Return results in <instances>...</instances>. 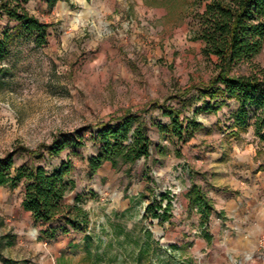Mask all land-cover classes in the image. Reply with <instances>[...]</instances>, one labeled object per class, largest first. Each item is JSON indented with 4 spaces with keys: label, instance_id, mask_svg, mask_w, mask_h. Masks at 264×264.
<instances>
[{
    "label": "rangeland",
    "instance_id": "374dc122",
    "mask_svg": "<svg viewBox=\"0 0 264 264\" xmlns=\"http://www.w3.org/2000/svg\"><path fill=\"white\" fill-rule=\"evenodd\" d=\"M141 1H115L106 12L100 1L58 0L50 8L45 0H32L26 11L49 25L43 46L0 14V38L3 32L10 37L0 61V157L20 150L15 165L31 166L34 157L25 150H36L43 157L33 164L49 172L71 161L68 180L75 188L65 202L74 204L79 196L90 219L86 232L44 237L43 230L57 225L31 222L19 204L22 185L0 187L6 264H239L242 242L250 243L245 251L254 250L258 239L240 241L233 234L226 239L224 230L232 228H219L216 221L210 239L204 238L199 215L185 196L192 183L212 199L238 191L247 180L264 187V141L253 127L233 128L238 104L228 101L217 113H205L196 90L183 94L208 81L217 61L205 58L203 42L194 39V15L207 0ZM256 63L264 68V49ZM169 109L179 111L182 122L194 118L201 125L185 145L173 133L160 132L170 124ZM126 111L139 113L147 126L149 159L138 161L129 176L125 167L115 170L106 162L89 177L87 160L99 152L92 126ZM78 137H83L79 148L57 156L46 150ZM148 179L155 183L150 184L154 195ZM163 195L168 196L163 205L172 204L168 221L147 211Z\"/></svg>",
    "mask_w": 264,
    "mask_h": 264
},
{
    "label": "trees",
    "instance_id": "16d2710c",
    "mask_svg": "<svg viewBox=\"0 0 264 264\" xmlns=\"http://www.w3.org/2000/svg\"><path fill=\"white\" fill-rule=\"evenodd\" d=\"M32 0H15L13 7L0 2V14L17 21L24 32L35 39L39 46L47 44L49 25L30 15L25 6ZM58 0H48L53 8ZM197 29L195 40L203 42L202 54L205 58L216 57L213 62V74L208 81L194 88H187L183 94L196 90L203 99L199 110L205 113H217L228 101L238 104L233 118V128L238 131L254 128V134L264 141V68L256 63L257 57L264 49V0H207L203 10L195 13ZM10 37L3 32L0 38V61L8 53ZM176 98V97H174ZM178 98V97H177ZM165 115L169 118L168 127H161L160 132L173 133L182 144L188 143L200 130L201 125L194 118L181 121L179 111L169 109ZM140 114L126 111L119 117L110 118L92 126L96 133L93 141L99 146L96 156L87 160V175L95 176L109 162L115 170L126 168L125 174H131V168L141 160L147 161L151 155V140L147 126L140 121ZM83 137L64 139L46 147L50 156H57L67 148L83 146ZM31 159V166H16L14 157L20 150L6 153L0 157V187L10 190L22 185V208L31 214L36 223L42 225L56 224L43 230L41 235L54 238L58 232H86L90 219L88 213L80 206V197L74 204H67L65 198L75 188L73 180L69 181L74 166L71 161H64L59 167L49 172L33 161L43 157L36 150H25ZM155 186L148 179V189L154 195ZM189 209L199 215L204 238L210 239L209 222L214 206L212 200L201 186L192 183L186 193ZM163 195L158 201L147 207L151 216L161 221L171 217L172 204L167 200L163 205ZM161 212V213H160ZM3 240L0 239V260L6 264L1 251ZM12 245V241H9Z\"/></svg>",
    "mask_w": 264,
    "mask_h": 264
},
{
    "label": "crops",
    "instance_id": "0c3cea01",
    "mask_svg": "<svg viewBox=\"0 0 264 264\" xmlns=\"http://www.w3.org/2000/svg\"><path fill=\"white\" fill-rule=\"evenodd\" d=\"M48 3V0H45ZM81 2H89V1H100L104 2L106 5V12H110L108 5L114 3L115 1L121 0H80ZM141 1V0H138ZM142 2V1H141ZM209 156V155H208ZM210 160L211 158L208 157ZM210 166H213V163H209ZM248 179V177L246 176ZM246 179V180H247ZM249 184H245L242 182V186L239 188L238 191L234 193L225 192L220 196L216 195V199H212L214 212L210 217L209 222V234L212 236V231H210V226L213 221L218 223H214L219 228L222 226L231 227L233 231L226 229L224 230L225 238L231 239V234L234 235L233 239L240 240V241H254L264 234V187H259L255 184H251L250 180H247ZM238 189V188H237ZM21 194L19 204L23 212H25L31 222L36 225H42L41 223H36L31 214L26 212L22 206ZM43 226H50V224L43 225ZM215 226V229H217ZM217 232V230H216ZM249 245L244 244L243 242L240 244L239 250L242 254L239 260V264H249L245 261L244 254L250 251H245V249L249 248ZM254 245V243H253ZM252 251V250H251Z\"/></svg>",
    "mask_w": 264,
    "mask_h": 264
},
{
    "label": "built area",
    "instance_id": "2783aa9c",
    "mask_svg": "<svg viewBox=\"0 0 264 264\" xmlns=\"http://www.w3.org/2000/svg\"><path fill=\"white\" fill-rule=\"evenodd\" d=\"M244 258L249 264H264V234L258 238L254 250L245 253Z\"/></svg>",
    "mask_w": 264,
    "mask_h": 264
}]
</instances>
